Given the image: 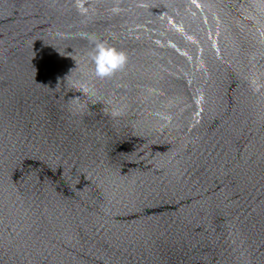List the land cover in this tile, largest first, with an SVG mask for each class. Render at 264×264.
<instances>
[{"label": "water", "instance_id": "95a60500", "mask_svg": "<svg viewBox=\"0 0 264 264\" xmlns=\"http://www.w3.org/2000/svg\"><path fill=\"white\" fill-rule=\"evenodd\" d=\"M0 264H264V0H0Z\"/></svg>", "mask_w": 264, "mask_h": 264}, {"label": "clouds", "instance_id": "9594fccd", "mask_svg": "<svg viewBox=\"0 0 264 264\" xmlns=\"http://www.w3.org/2000/svg\"><path fill=\"white\" fill-rule=\"evenodd\" d=\"M90 60L93 65L92 71L94 76L103 80L111 78L121 71L127 63V56L124 52L107 45L105 42H98L94 45L93 51L90 54ZM73 86L76 87L77 85ZM79 88L85 93L90 91L87 85H79ZM76 99L71 98V100ZM116 114L114 113V115Z\"/></svg>", "mask_w": 264, "mask_h": 264}]
</instances>
